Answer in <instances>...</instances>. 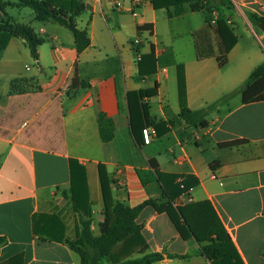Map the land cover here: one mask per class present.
Segmentation results:
<instances>
[{
	"label": "crops",
	"instance_id": "0c3cea01",
	"mask_svg": "<svg viewBox=\"0 0 264 264\" xmlns=\"http://www.w3.org/2000/svg\"><path fill=\"white\" fill-rule=\"evenodd\" d=\"M79 1L83 8L73 21L87 30L86 49L78 50L69 29L54 20H38L31 9L18 16L32 24L14 18L42 41L39 59L20 37L11 36L0 49L3 66L14 68L20 62L16 47L30 63L12 75L10 84L25 77L40 87L39 101L25 116L15 123L0 121V237L6 238L0 264H81L66 242L77 232L71 161L75 171L83 173L80 186L88 193L96 229L105 219L99 164L105 166L115 202L136 207L148 199L170 201L159 179L147 186L139 180L136 170H152L151 159L161 173L176 176L174 184L184 189L175 195L173 206L210 202L243 264H264V101L243 103L239 91L264 62V48L259 47L264 35L255 36L246 15L251 11L264 17V0H228L233 8L220 0L187 2L181 16L174 15L173 6L155 8L153 3L119 11L105 0ZM221 19L237 38L226 54L217 27ZM237 19L243 20L252 48L237 33ZM142 25H151L152 31H139ZM152 51L156 62L144 64V70L153 72L142 75L139 62ZM178 63L185 65L192 111L233 92L207 113L206 127L179 117ZM75 70L80 85L73 90L69 86ZM154 87V96L136 95ZM141 104L149 113L144 130L154 133L149 144L138 145L132 122L139 135ZM100 114L113 125L108 142L101 138ZM0 115L9 118L3 110ZM234 142L238 144L226 146ZM137 223L148 244L144 253L190 256L153 264H212L200 253L201 244L194 238L184 240L165 212L147 206Z\"/></svg>",
	"mask_w": 264,
	"mask_h": 264
},
{
	"label": "trees",
	"instance_id": "16d2710c",
	"mask_svg": "<svg viewBox=\"0 0 264 264\" xmlns=\"http://www.w3.org/2000/svg\"><path fill=\"white\" fill-rule=\"evenodd\" d=\"M193 1L199 0H152V3L155 8L173 6L174 15L181 16L185 12L183 5ZM220 2L227 8H233L232 3L228 0H220ZM8 6L13 8H29L35 13L38 20H54L66 27L73 33L79 51L86 49L90 44L87 30L79 29L73 21L74 14L79 13L83 8L79 0H0V12L5 16H8L5 12V8ZM246 15L253 26L259 27L260 23H264V17L256 13L248 11ZM10 21L13 22L10 28L3 31V33L0 30V49L6 48L11 36L20 37L26 41L31 56L37 61L39 59L38 48L42 41L30 26L15 22L12 17H10ZM217 27L224 40L226 54L236 44L237 38L224 20H218ZM138 29L139 31H152L151 25H142ZM155 62L154 51L149 55H144L139 62L140 73L142 75L151 74L153 69L150 71L144 70V64L154 65ZM223 63L224 61L219 58V64L222 66ZM176 74L180 107L179 117L188 124L197 122L199 126L206 127L208 122L204 120V117L207 113L225 103L233 95V92L215 101L205 109L192 111L187 101L185 65L183 63L176 64ZM79 85L78 72L75 70L69 88L75 90L78 89ZM239 91L242 95L243 103L264 101V62L253 69L244 86ZM136 95L141 98L154 96L156 95V87L139 91ZM140 111L143 126L139 135L135 130L134 122H132L133 134L138 145L144 144L143 130L149 123L147 105L141 104ZM98 123L103 142L112 140L113 125L111 120L106 118L105 115L100 114ZM236 144L238 143L234 142L226 144V146ZM73 163L74 161L70 163V174L74 210L77 214V232L75 239L66 242L70 249L80 256L81 264H102L104 261L110 264H153L165 258H189V255L164 254L160 252L144 253L148 244L142 233L141 226L137 223V219L147 206H152L158 213L165 212L184 240L194 238L201 244L200 253L209 261H212V264H243L236 250L230 246L229 235L211 203L202 201L189 203L184 206H173L172 201L175 195L182 194L184 189L174 184L176 176H167L161 173L158 170L156 161L153 159L149 163L154 172L148 169H137L136 172L143 186H147L157 179L163 183L170 195V201L164 204H158L153 199H148L136 207H130L122 202H115L105 166L99 164L98 169L105 207V219L100 225L99 235L95 236L91 229L92 214L88 193L85 188H81L80 186V182L83 181V173L79 174L78 171L76 172ZM5 243L6 238L0 237V250ZM210 249L215 252V255ZM134 254L142 255L131 258Z\"/></svg>",
	"mask_w": 264,
	"mask_h": 264
},
{
	"label": "rangeland",
	"instance_id": "374dc122",
	"mask_svg": "<svg viewBox=\"0 0 264 264\" xmlns=\"http://www.w3.org/2000/svg\"><path fill=\"white\" fill-rule=\"evenodd\" d=\"M3 1H15V0H3ZM29 11L32 12L28 8L24 9H19V8H13L11 6H8L5 8V12L7 13L8 16H5L2 12H0V30L3 33V31H6L8 28L12 26V23L10 21V17H12L13 21L17 22L16 18L20 22H26L27 24H32L30 21L25 19L22 21V19L19 18L18 13L19 11ZM236 22L240 25V28L237 29V33L239 35H242L244 37L243 42H245V45L247 44L248 48H252L251 40L247 38L248 33L246 30L245 24H243L242 19H237ZM248 24V22H247ZM249 25V24H248ZM185 27V25L183 24ZM252 30L255 33V36L257 38L263 37L264 32L257 26L252 25ZM254 36V37H255ZM255 39L257 40V38ZM260 40V39H259ZM261 43L259 44V47L261 49L264 48V37L263 41H260ZM19 53V58L20 62L13 68L10 66H3V63H0V92L2 95L0 96V111L3 110L7 112L9 118H2L3 116L0 115V121L3 119L5 122H10L12 121L15 123L19 117L25 116L29 109L31 107H34L39 101L38 98V92L40 91V87L33 78H25V77H16L14 80H12L10 84V78L12 75H14L17 70H22L26 66V64H30L29 61L27 60V56L23 53L21 48L16 47ZM264 51V50H263ZM3 107V109H2ZM24 114V115H23ZM11 119V120H9ZM93 222V220H92ZM91 229L92 232L95 236H98L100 233V227H96V229L93 228V223H91ZM212 251V249H210ZM213 254L215 255V252L212 251ZM102 264H110L107 261H104Z\"/></svg>",
	"mask_w": 264,
	"mask_h": 264
},
{
	"label": "built area",
	"instance_id": "2783aa9c",
	"mask_svg": "<svg viewBox=\"0 0 264 264\" xmlns=\"http://www.w3.org/2000/svg\"><path fill=\"white\" fill-rule=\"evenodd\" d=\"M105 1H108L113 6V8L119 11L132 9V8H139L146 4L152 3V0H105ZM152 133H154V131H151L150 129H145L143 131L144 141L146 144H149L151 142Z\"/></svg>",
	"mask_w": 264,
	"mask_h": 264
},
{
	"label": "water",
	"instance_id": "95a60500",
	"mask_svg": "<svg viewBox=\"0 0 264 264\" xmlns=\"http://www.w3.org/2000/svg\"><path fill=\"white\" fill-rule=\"evenodd\" d=\"M259 28L264 32V23H260Z\"/></svg>",
	"mask_w": 264,
	"mask_h": 264
}]
</instances>
